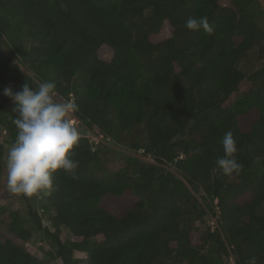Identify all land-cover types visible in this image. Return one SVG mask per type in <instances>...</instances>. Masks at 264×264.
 <instances>
[{
    "label": "trees",
    "instance_id": "obj_1",
    "mask_svg": "<svg viewBox=\"0 0 264 264\" xmlns=\"http://www.w3.org/2000/svg\"><path fill=\"white\" fill-rule=\"evenodd\" d=\"M261 1L0 0V264H74L75 253L87 264H264ZM202 16L211 34L184 27ZM45 81L78 106L79 166L56 172L34 210L7 188L17 113L4 89ZM86 131L152 162L127 156L109 170L108 148ZM229 131L243 165L230 176L216 165ZM122 198V214L108 208ZM34 232L42 258L18 244Z\"/></svg>",
    "mask_w": 264,
    "mask_h": 264
},
{
    "label": "clouds",
    "instance_id": "obj_2",
    "mask_svg": "<svg viewBox=\"0 0 264 264\" xmlns=\"http://www.w3.org/2000/svg\"><path fill=\"white\" fill-rule=\"evenodd\" d=\"M184 27L190 31L203 30L211 34L213 29L206 16L190 17ZM54 82H42L33 89L28 84L18 92L4 89V95L16 105L13 124L16 138L9 147L5 160L7 188L13 194L31 197L52 189L53 175L58 171L73 174L78 162L70 157L78 144L80 134L75 124L68 119L78 110L74 101L56 99ZM237 142L231 131L222 141L224 156L216 165L225 175H238L243 165L235 158ZM246 264H257L250 257Z\"/></svg>",
    "mask_w": 264,
    "mask_h": 264
},
{
    "label": "rangeland",
    "instance_id": "obj_3",
    "mask_svg": "<svg viewBox=\"0 0 264 264\" xmlns=\"http://www.w3.org/2000/svg\"><path fill=\"white\" fill-rule=\"evenodd\" d=\"M225 4V2H224ZM255 11L258 15H261L262 18H264V0H262L257 6L255 7ZM254 53L257 54L258 56V63L262 62L264 63V47L262 44H259L256 46ZM260 61V62H259ZM68 119L74 120L73 114L70 113L68 116ZM86 137L93 143L95 144L97 137H94V134L91 131H86ZM95 139V140H93ZM99 142L98 144L100 145V148L102 149L103 147H107L108 150L102 155V159L104 161L105 166L109 170H117L120 168L125 167L126 161L125 158L127 156H135L137 157L138 160L145 162V163H151L152 161L148 158V156L143 155V151H140L138 155H132L127 153L125 150L119 149V148H114L109 144H106L102 138L98 139ZM11 144H6L5 145V155H7L9 147ZM7 177V174L5 175ZM198 196V195H196ZM32 205L34 210L38 209L40 205L43 203V199L40 197V193L33 195L32 197ZM201 204L204 208L203 201H201ZM216 204V203H215ZM110 210H115V212L122 214L126 209L130 207V202L128 201L127 198H122L121 201L117 204L113 205H107ZM264 207V206H263ZM217 213V209H216ZM216 216H213L212 214H208L206 217L205 221L208 226H211V228L214 229L216 226ZM213 223V226H212ZM29 225V224H28ZM30 226V225H29ZM5 226L2 222H0V233H5ZM64 233L69 236V233L64 229ZM18 243V242H17ZM20 246L24 247L26 250H28L30 253L35 254L37 257L42 258L43 255L41 254L39 247L44 244V239L43 236L40 232H34L32 238L28 242H20L18 243ZM53 264H57L56 262H52ZM74 264H87V258L85 255L81 253H75L74 254ZM227 264H234L232 258L229 259Z\"/></svg>",
    "mask_w": 264,
    "mask_h": 264
},
{
    "label": "built area",
    "instance_id": "obj_4",
    "mask_svg": "<svg viewBox=\"0 0 264 264\" xmlns=\"http://www.w3.org/2000/svg\"><path fill=\"white\" fill-rule=\"evenodd\" d=\"M94 137H95V135H94ZM98 139H100L99 137H97V140H96V142H95V144H98V142H99V140ZM93 140H95V139H93ZM93 142V141H92ZM215 203H216V201H215ZM212 226H213V223H212Z\"/></svg>",
    "mask_w": 264,
    "mask_h": 264
},
{
    "label": "water",
    "instance_id": "obj_5",
    "mask_svg": "<svg viewBox=\"0 0 264 264\" xmlns=\"http://www.w3.org/2000/svg\"><path fill=\"white\" fill-rule=\"evenodd\" d=\"M140 151H142V150H140Z\"/></svg>",
    "mask_w": 264,
    "mask_h": 264
}]
</instances>
